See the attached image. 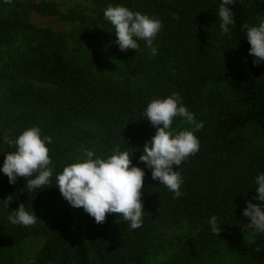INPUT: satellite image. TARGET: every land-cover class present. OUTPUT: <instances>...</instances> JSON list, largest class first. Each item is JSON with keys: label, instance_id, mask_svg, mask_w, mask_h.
Instances as JSON below:
<instances>
[{"label": "trees", "instance_id": "obj_1", "mask_svg": "<svg viewBox=\"0 0 264 264\" xmlns=\"http://www.w3.org/2000/svg\"><path fill=\"white\" fill-rule=\"evenodd\" d=\"M134 1L136 10L159 17L163 25L154 41L158 54L150 57L140 41V51L132 49L124 66L134 77L151 81L140 90L96 77L85 55L102 46L98 36L108 39L100 31H80L77 46L70 48L63 35L33 25L26 15L0 16V44L14 34H22L26 42L13 65L19 80H24L11 96L16 124L0 132V137H15L30 126L49 135L75 121L95 120L104 129L109 150L119 146L133 153L132 163L145 169L142 226L130 229L119 214H106L103 223L88 215L87 229L77 239L71 236L70 219L46 212L62 198L54 185L55 175L71 163L58 142L49 145L53 175L44 189L28 191L26 177L10 184L0 173V264H9L12 249L37 234L46 240L34 264H146L154 228L182 219L201 227L200 239L161 264H196L202 251L213 245L236 253L245 264H264V233L241 246L243 226L249 221L242 212L256 195L251 190L253 177L264 171V62L253 63L242 25L264 19V0H235L230 5L235 19L230 34L219 29L215 10L220 0ZM33 8L56 13L42 3ZM174 91L204 124L196 133L200 150L179 168L184 181L179 198L153 180L151 169L139 160L146 141L156 132L144 118V108L152 98ZM181 122L186 121L175 118L173 129ZM1 146L15 151V146ZM21 203L38 216L35 224L9 222L8 216ZM211 215L218 218L219 235L211 233L207 222Z\"/></svg>", "mask_w": 264, "mask_h": 264}, {"label": "clouds", "instance_id": "obj_2", "mask_svg": "<svg viewBox=\"0 0 264 264\" xmlns=\"http://www.w3.org/2000/svg\"><path fill=\"white\" fill-rule=\"evenodd\" d=\"M234 2L220 0L218 10H215L223 34H230V26L235 24L230 7ZM103 17L112 26L111 32L115 33V43L121 51H140V41H143L150 57L158 54L154 41L163 26L159 17L133 10L122 3H109L103 10ZM242 30L250 44L248 54L254 57L253 63L264 62V19L256 24H244ZM143 115L156 132L146 141L139 160L151 169L153 180H158L159 185L179 198L183 194L181 186L184 183L179 168L200 150L196 133L204 124L183 104L180 93L176 91L152 98ZM175 118L186 121L192 127L176 131L172 127ZM52 142L53 137L43 135L39 126L27 127L15 137L5 134L0 137V143L7 144L8 148L15 146V151L6 154L0 173L8 177L10 184H14L18 177H26L28 191L44 189L53 175L49 155ZM4 151L0 150V153ZM132 155L119 146L107 156L97 155L93 148L81 147L73 162L55 175L54 185L72 207L83 208L96 223H103L106 214L114 213L128 222L130 229H138L143 224L145 211L141 199L145 169L132 163ZM174 165L178 169H174ZM252 184L251 190L256 195L247 201L242 215L249 218V228L264 233V171L257 172ZM37 218L35 212L28 211L23 203L8 216L10 223L25 227L35 224ZM207 222L211 233L219 235L221 229L217 216L211 215ZM257 251L260 249L257 248ZM27 264H34V261L29 259Z\"/></svg>", "mask_w": 264, "mask_h": 264}, {"label": "rangeland", "instance_id": "obj_3", "mask_svg": "<svg viewBox=\"0 0 264 264\" xmlns=\"http://www.w3.org/2000/svg\"><path fill=\"white\" fill-rule=\"evenodd\" d=\"M41 3L55 10L56 13L43 14L33 8L34 5ZM109 3H122L136 10L134 0H0V16L18 19L26 15L27 20L33 25L63 35L70 48L77 46L76 38L78 39L80 31L96 30L97 33L100 31L102 36H108V39L104 40L98 36L99 40L96 41L101 42L102 46L96 45L98 51L85 55L86 60L90 58L92 61L96 77L107 82H118L136 90L144 89L151 84V81L144 77H134L125 69L124 66L129 61L128 57L132 54L130 53L132 49L127 51L119 49L115 43V33L111 32L112 26L103 17V10ZM25 46L26 42L22 34H14L9 42L0 44V132L16 124L17 110L12 104L11 96L15 87H20L24 80H19L13 65L19 60ZM191 127L186 122H181L174 129L180 131ZM49 135L67 151L71 162L77 157L81 147L93 148L99 156H107L112 152L106 145L104 129L95 120L75 121L51 130ZM0 150H5L0 153V161H4L8 152H13L2 146ZM173 167L175 169V165ZM47 211L71 220L73 239L82 236L87 229L88 214L83 208L72 207L63 197L56 200ZM248 222L243 226L241 246L253 242L261 233L249 228ZM201 232L200 226L193 225L186 219L157 225L149 237L146 264H161L183 253L185 248L200 239ZM45 240L46 237L42 234L25 238L12 249V259L9 264H27L29 259L35 261ZM196 264L245 263L236 253L213 245L202 251Z\"/></svg>", "mask_w": 264, "mask_h": 264}]
</instances>
